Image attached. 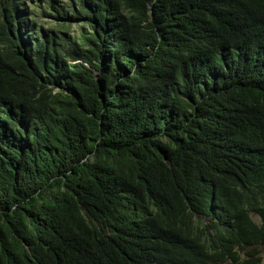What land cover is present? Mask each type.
Segmentation results:
<instances>
[{
    "label": "trees",
    "instance_id": "1",
    "mask_svg": "<svg viewBox=\"0 0 264 264\" xmlns=\"http://www.w3.org/2000/svg\"><path fill=\"white\" fill-rule=\"evenodd\" d=\"M39 6L0 0V264H261L264 0Z\"/></svg>",
    "mask_w": 264,
    "mask_h": 264
},
{
    "label": "rangeland",
    "instance_id": "2",
    "mask_svg": "<svg viewBox=\"0 0 264 264\" xmlns=\"http://www.w3.org/2000/svg\"><path fill=\"white\" fill-rule=\"evenodd\" d=\"M33 0H31V3H32ZM40 1V6L38 8H35L34 10L29 8L30 10H33V11H39L41 8H45L44 6V1L45 0H38ZM40 25H45V26H50L52 24L49 23V19L48 17L45 18V16H42L40 18V22H39ZM72 32L75 34V35H78V27L73 25L72 26ZM260 256H261V264H264V249H260Z\"/></svg>",
    "mask_w": 264,
    "mask_h": 264
}]
</instances>
